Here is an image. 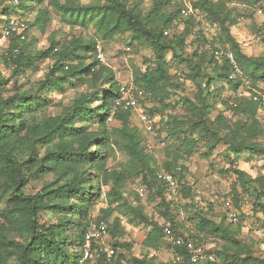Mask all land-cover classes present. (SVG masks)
I'll use <instances>...</instances> for the list:
<instances>
[{"label": "trees", "instance_id": "trees-1", "mask_svg": "<svg viewBox=\"0 0 264 264\" xmlns=\"http://www.w3.org/2000/svg\"><path fill=\"white\" fill-rule=\"evenodd\" d=\"M46 2L19 0V5L14 6L11 0H4L2 26L5 17L13 14L25 17L31 13L35 17L32 22L28 21L29 32L31 27L44 31L52 17L49 6H45ZM171 3V0L157 2L152 10L156 17L152 19L151 15L144 16L137 6L130 7L127 0H104L102 4L88 6L71 0H50L49 5L66 24L93 30L90 40L74 38L59 51H56L57 43L52 42L48 50L32 55L26 53L28 38L25 41L18 38L9 41V55H4L3 59L12 69L11 93L7 86L12 79H0V203L5 201L9 208L10 202L13 203L15 212L9 220L12 231L6 227L0 228V264H81L89 225L94 221L108 222L116 210L136 217L141 224L151 228L144 241L147 247L157 249L165 244L172 254L177 252L189 257L190 246L197 247L196 242L201 235L212 236L222 241L221 250L215 254L223 263L264 264V260L240 247L230 226H226L224 221L217 222L204 210L196 211L197 234L185 235L169 208L163 213L168 222L160 226L144 212L141 205L130 202L124 196L118 188L120 176L109 175L106 168L112 142L118 135L133 165L140 167L142 183L148 190L155 189L162 204L168 206L166 196L175 198L179 193H184L191 198L192 191L185 181L179 160L183 155L191 157L199 141L205 137L213 144L209 152H212L214 145L227 140V150L232 155L249 153L262 156L264 160V142L260 140L263 130L258 118L261 98L255 101L252 97H238L239 91L247 83L253 89L259 83H264V53L249 56L243 52L228 26L230 13L224 2L193 0L190 6H177L168 14L163 13V10L171 7ZM250 3L264 9V0H250ZM189 7L193 12L183 17L182 10ZM214 24L219 26L221 32L210 37L205 30ZM179 25H183L182 31L172 34L171 31ZM167 31L169 36L165 35ZM124 35L129 36V45L144 43L152 50L153 56L143 58L144 69L135 72L133 83L149 96L146 109L152 117L161 111L163 115V110L171 105L168 99L178 95L183 87L173 81L169 73L166 61L168 53L175 62L184 65L179 72L183 80L197 85V92L192 97H180L175 102V105H183L187 110L186 120L172 118L178 126L170 127L171 122L161 119L169 136L180 142V150L173 152L174 157L159 169L152 164L155 148L150 152L139 130L131 127L132 115L136 113L122 109L112 113L116 99L122 95V86L112 70L97 59L96 44L100 41L97 38L110 41ZM260 35L264 44V30ZM188 48L192 49L191 54L187 52ZM227 48L234 53L240 69L233 79L234 69L228 60L222 58L219 61L214 57L215 50L226 51ZM14 49H18L17 54H14ZM92 53V56H88ZM52 58L56 62L45 78L36 86L32 85L28 73L37 69L40 61ZM88 58H94V61L86 64ZM67 84L90 86L88 92L73 99L65 113L47 115L46 111L53 105L55 95L64 92ZM224 91L231 92V95L224 96ZM219 106L223 107L224 112L214 117L212 110ZM225 113L238 120L231 123ZM113 121L119 124L118 128H109V123ZM92 126L97 127L92 130ZM42 147L48 150L40 158L39 150ZM162 169L180 176L176 195L170 194L166 185L158 179ZM40 173L43 176L49 173L58 175L61 185L52 190L45 188L35 195H25L27 185ZM221 173L235 174L241 190L250 193L257 211L264 213V174L252 178L233 168ZM109 181H114L110 188ZM105 187L109 208L103 212L101 219L93 220L92 207L100 201ZM234 196L237 199L236 193ZM41 211H49L54 222L42 223L39 220ZM118 222L115 220V227L108 222L107 237L101 245L93 246V249L112 248L115 255L112 258L105 253L99 258L93 255L85 264L123 263L125 258L117 255L122 247L118 241L121 235L117 229ZM167 225L171 228L175 243L165 235ZM73 230L77 233L75 237L71 233ZM109 238L112 242H108ZM177 240L181 241L180 245L176 244ZM130 264L171 262L157 263L134 258Z\"/></svg>", "mask_w": 264, "mask_h": 264}, {"label": "rangeland", "instance_id": "rangeland-1", "mask_svg": "<svg viewBox=\"0 0 264 264\" xmlns=\"http://www.w3.org/2000/svg\"><path fill=\"white\" fill-rule=\"evenodd\" d=\"M66 1V0H63ZM83 6L102 4L104 0H71ZM130 7L137 6L144 16L156 17L152 10L155 4L161 0H127ZM193 0H171V7L163 10V13L174 10L175 7L190 6ZM224 2L226 9L230 13V21L228 26L237 43L241 46L243 52L249 56H260L264 53V44L261 39L260 32L264 30V9L260 5H252L250 0H214ZM50 0H47L45 6H49L51 12V20L47 24L44 31L38 28H30L28 36V47L26 53L29 55L35 54L42 50H48L52 42L57 43L56 51L61 50L65 45H68L74 38L81 40H90L93 36V30L82 26H70L66 24L57 11L49 5ZM4 0H0V34L2 33V21L5 16L3 13ZM259 10L263 12L260 13ZM17 15V14H13ZM11 15V16H13ZM29 22L34 20L35 14L27 13L25 15ZM210 24V23H209ZM206 27V26H205ZM183 29V25H179L173 29L172 34H179ZM210 37L221 32L217 25L206 27L205 30ZM102 42L104 47L103 61L101 64L112 70L116 80L121 86L134 83L135 72L139 69H144L143 58L152 57L151 48L140 43L132 45L128 35L116 37L110 41ZM9 41H0V79H12V69L4 62V55L9 48ZM191 54L192 49L187 51ZM95 54V53H94ZM93 53L88 56H92ZM94 61V58L86 59L85 63L89 64ZM166 61L169 64V73L173 81L183 86L178 95L168 99L171 102L170 108L161 112L155 113L156 120L155 136H151L145 132L136 114L132 115L131 127L137 128L143 137L144 141L155 147V152L152 155V164L159 169L165 165V162L170 160L173 152L180 150V142L173 140L166 128L163 126L161 119L171 122L170 127H177L178 124L172 119L177 118L179 121H184L187 118V110L183 105L177 106L175 102L180 97H192L197 92V85L190 81L183 80V76L179 72L182 71L184 65L175 62L171 54L166 55ZM56 62V59H48L40 61L37 69L29 72L32 85H37L43 80L49 72L51 66ZM73 63V62H71ZM74 64V63H73ZM13 79L7 86L10 88V93L13 89ZM89 84L71 85L67 84L64 92L56 94L54 103L50 106L46 114L56 116L65 113L71 106L73 99L89 91ZM250 84H246L239 91L238 97L254 98L259 96L262 104L258 113V118L262 123L263 135L260 140L264 142V83H259L255 89H251ZM224 96H230L231 92L224 91ZM156 106L160 105L155 102ZM154 106V105H153ZM219 112H224L223 107L219 106L212 110L214 117ZM225 116L234 123L238 120L237 117H231L230 113H225ZM97 126H92L94 130ZM119 124L110 122L109 128H118ZM118 142H117V141ZM213 144L208 138H203L199 141L193 155L189 158L184 155L180 158L179 163L182 165L185 181L191 188V198L184 193H179L175 198L166 196V204H162L161 198L158 197L155 189L148 190L142 183L141 169L135 167L128 151L124 147V142L120 136H115L112 142L110 157L107 160L106 168L109 175L120 176L121 182L118 187L124 196L134 204H139L143 207L144 212L151 217L160 226L168 221L163 216L168 208L171 214L176 217L180 223L181 230L185 235L189 236L196 233V211L204 210L213 216L217 222H225L226 226H230L235 237L239 240L240 247L251 253L258 259L264 260V213L258 212L254 205V197L250 193L241 190L237 183L235 174H223L221 171L227 169H237L245 172L249 177L256 178L264 174V160L262 156L250 155L243 153L238 156L232 155L228 150L227 140L219 145H214L212 152H209V147ZM47 147H42L39 150L40 158H43L47 152ZM150 151V150H149ZM150 152H153L152 150ZM180 153H183L182 151ZM207 155H209L207 157ZM41 174V173H40ZM60 177L54 173H49L46 176L42 174L31 180L24 190L25 195H35L42 193L45 188L48 190L54 189L57 185H61ZM109 188L114 184V181H109ZM46 189V190H47ZM100 201L92 207V219L98 220L103 217V212L109 208L108 201L105 198V190ZM140 192L144 193L142 197ZM237 194V199L234 194ZM218 196V199L215 198ZM237 200V203H236ZM14 205L10 202V208L3 201L0 203V228L6 227L8 231H12V225L9 224L14 211ZM235 213L238 221L231 224L227 218L228 213ZM39 220L42 223L54 222V217L49 211H41ZM115 220H118V241L122 244L117 251V255H122L125 259L122 264H130L134 258L147 259L157 263H168L172 261V251L165 244L159 245L157 249L147 247L144 241L151 228L141 224L136 217L126 215L124 211L116 210L113 215L108 218L111 227H115ZM73 237L76 236V230L72 232ZM112 239L109 238L108 242ZM222 241L212 236H200L196 242V250H200L203 255H212L215 262H207L206 264H226L218 259L215 252L221 250ZM91 264H94L93 262Z\"/></svg>", "mask_w": 264, "mask_h": 264}, {"label": "built area", "instance_id": "built-area-1", "mask_svg": "<svg viewBox=\"0 0 264 264\" xmlns=\"http://www.w3.org/2000/svg\"><path fill=\"white\" fill-rule=\"evenodd\" d=\"M11 3L14 6H18L19 0H11ZM191 12H193V10L191 7H189L187 9H183L181 14L183 17H187ZM259 12L261 13V11ZM199 18L203 19L202 16H199ZM213 27L216 28L217 24H214ZM169 34L170 33L168 31L165 32L166 36H169ZM28 35L29 26L26 17L13 15L4 18L1 41H10L12 38H18L21 41H25L28 38ZM13 52L14 54H17L18 49H14ZM96 54L97 59L99 61H103L104 47L102 42L100 41H98L96 44ZM5 55H9L8 51L5 53ZM214 57L219 61H221L222 58H225L233 66L234 75L231 76V79H233L235 75L240 73L236 57L229 48H227L226 51L215 50ZM120 91L122 95L121 97L116 99L115 107L112 113H114L117 109L132 111L133 113H136L139 122L141 123L145 132L151 136H155L156 121L146 109V106H148L150 102L149 96L143 90L137 88L133 83L123 85ZM253 99L255 101H260L259 96H254ZM262 99L264 100V98ZM147 147L150 151H153V149L155 148L149 143L147 144ZM158 179L166 185L170 194L176 195L178 193V189L180 187V176L178 174L162 169L158 173ZM140 195L143 197L144 193L140 192ZM215 198L218 199V196H215ZM227 217L232 222L238 221L237 215L233 212L228 213ZM164 232L167 238L171 242L175 243L169 225L165 227ZM108 233L109 224L107 221H94L89 225L85 234L84 253L81 264H85V262L88 261V259L93 255H95L97 258H99L102 253H105L108 258H112L115 255V250L109 247H100L97 249H93L94 244L101 245L103 243ZM176 244L180 245L181 241L177 240ZM207 262H214V257L212 255H203L200 250H196V248L190 246L189 257L183 256L176 252L172 254L171 264H206Z\"/></svg>", "mask_w": 264, "mask_h": 264}]
</instances>
